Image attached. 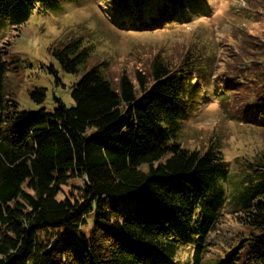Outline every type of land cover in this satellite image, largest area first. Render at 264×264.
Here are the masks:
<instances>
[{"label":"trees","instance_id":"16d2710c","mask_svg":"<svg viewBox=\"0 0 264 264\" xmlns=\"http://www.w3.org/2000/svg\"><path fill=\"white\" fill-rule=\"evenodd\" d=\"M66 1L0 0V19L18 30L34 10L60 11ZM189 1L160 0L118 25L148 31L173 24ZM255 14L264 22L258 8ZM176 44L143 73L112 81L104 62L88 67L91 47L68 42L54 56L66 72L83 73L74 105L54 97L53 111L41 108L18 126L26 113L8 93L12 63L0 43V264H172L186 243L184 226L196 235L191 264H204L208 237L228 203L250 232L238 256L217 264H264V151L244 162L243 177L227 191L222 146L214 139L203 147L182 144L184 121L207 82L200 75L205 51L182 53ZM225 46L219 100L244 106L251 98L243 120L264 128V41L234 28ZM241 90L249 95L239 100ZM30 97L42 104L45 90ZM73 179L83 181L81 199H59ZM122 200L129 204L121 212ZM91 214L87 238L78 231Z\"/></svg>","mask_w":264,"mask_h":264},{"label":"rangeland","instance_id":"374dc122","mask_svg":"<svg viewBox=\"0 0 264 264\" xmlns=\"http://www.w3.org/2000/svg\"><path fill=\"white\" fill-rule=\"evenodd\" d=\"M159 1L67 0L60 11L34 10L18 30L0 19V43L7 52L4 60L12 63L7 73V90L15 93L19 112L26 113L17 125L41 108L53 111L58 106L54 97L68 107L74 105L71 94L83 73L66 72L54 56L70 41L80 40L84 47H91L88 67L104 62L112 81L121 74L133 77L136 71L143 73L144 65L158 55L167 59L175 51L176 43L184 45L182 53L203 49L200 75H205L207 85L199 90L197 107L184 121L180 141L185 146L203 147L214 139L222 146L230 167L228 191L243 177L244 162L254 160L264 151V128L243 120L245 105L251 98L244 106L239 101L226 106L220 102L222 66L227 62L221 56L225 45L231 44L234 28L264 41L263 17L255 14L258 8L264 16V0H191L184 17H178L173 24L148 31L127 30L118 25L123 18L138 17L148 11L146 6L150 8ZM40 89L46 93L42 104L30 97L32 91ZM248 95V90H241L239 100ZM82 187L81 179L70 180L58 198L80 200ZM128 204V200L120 201L119 210L122 212ZM94 220L95 215L91 214L78 234L89 238ZM219 221L208 237L204 264H217L231 253L238 256L250 232L249 227L241 224L238 214L232 213L229 203L221 211ZM181 230L186 243L171 263L191 264L196 235L187 226ZM68 234L73 238L74 233ZM76 239L83 242L80 237Z\"/></svg>","mask_w":264,"mask_h":264}]
</instances>
